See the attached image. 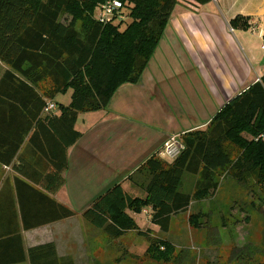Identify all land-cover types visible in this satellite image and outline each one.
<instances>
[{"label": "trees", "instance_id": "16d2710c", "mask_svg": "<svg viewBox=\"0 0 264 264\" xmlns=\"http://www.w3.org/2000/svg\"><path fill=\"white\" fill-rule=\"evenodd\" d=\"M107 1L0 0V61L9 68L0 80V164L14 166L47 194L54 195L65 184L67 150L82 137L75 130L78 115L105 110L122 85L139 81L180 0H120L125 20L101 23L100 9ZM189 1L204 6L213 0ZM249 22L250 17L237 16L230 25L248 30ZM69 90L68 106L56 105L58 115L44 113L49 101ZM27 139L32 156L51 162L48 174L26 163L24 154L19 157ZM182 142L184 150L174 160L155 156L138 170L145 179L143 196L133 197L117 185L83 219L119 238L130 230L143 233L131 214L146 213L161 232H168L173 216L218 189V170L240 182L255 178L264 191V75L205 130L187 134ZM235 151L237 157L232 156ZM186 174L200 176L193 195L181 192ZM14 187L0 192L5 200L0 206V264L27 259L30 264H73L58 258L53 243L26 251L22 233L76 213L23 179L16 178ZM199 217L191 216L190 225L199 228ZM161 244L164 249L151 244L147 252L153 260L168 263L174 249Z\"/></svg>", "mask_w": 264, "mask_h": 264}, {"label": "crops", "instance_id": "0c3cea01", "mask_svg": "<svg viewBox=\"0 0 264 264\" xmlns=\"http://www.w3.org/2000/svg\"><path fill=\"white\" fill-rule=\"evenodd\" d=\"M218 2L213 0L199 6L189 0H180L139 81L122 85L105 110L78 115L75 130L82 137L67 150L65 184L54 195L47 194L27 176H21L14 166L0 164V192L14 191L15 179L20 178L76 213L68 220L23 231L26 251L53 243L58 258L71 260L73 264H125L128 249L123 240L135 231L130 230L114 238L92 226L82 214L117 185L133 197L143 196L145 179L137 172L157 155L169 138L178 136L182 140L189 133L205 130L230 101L264 75V62L258 59L264 53L261 48L264 30L258 29L261 32L254 36L260 43L258 49L250 34L253 31L233 29L225 20L228 19L227 13L222 8L212 7V3ZM219 11L224 19L218 15ZM246 14L252 18L255 28H259L253 19L259 14L256 11ZM234 16L232 14V18ZM241 46L260 63L256 71ZM3 66L0 61V69H3L0 80L9 70ZM71 93L68 91L64 98L57 100L56 97L53 102L69 105ZM53 113L58 115L59 111ZM27 145L28 139L19 157L24 154L26 163L37 168L40 174H48L52 170L51 162L44 156H32ZM19 162L18 159L15 161L16 166ZM233 179L240 184L237 186L240 191L260 189L261 199L246 197L228 205L214 199L193 200L186 212L171 218L168 232H161L146 213L140 215L144 217L140 219L142 224L138 222L139 215L131 214L143 232H138V240H146L156 232L163 233L165 239L175 246L171 262H175L183 252L189 259L186 264H196L195 259L189 256V251L194 250L198 253L199 264H264L263 186L256 182L246 184L248 180L255 181L254 178H246L243 182L239 178ZM199 181L200 176L196 175L194 191L183 193L193 195ZM217 190L211 193L213 198ZM4 205L5 200H0V206ZM194 206L197 208L195 211ZM193 215H200L199 228L190 225L189 219ZM178 218L185 220L187 229L192 230L191 236L184 232L172 234ZM82 227L91 228V241L110 238L118 248L109 247L111 244L100 247L92 243L88 251L81 242L84 237L82 229H79ZM140 243L134 242L129 253L144 254L148 246L142 247ZM187 247L190 250L187 251ZM105 255H111L113 259L106 260ZM21 264L30 262L27 259Z\"/></svg>", "mask_w": 264, "mask_h": 264}, {"label": "rangeland", "instance_id": "374dc122", "mask_svg": "<svg viewBox=\"0 0 264 264\" xmlns=\"http://www.w3.org/2000/svg\"><path fill=\"white\" fill-rule=\"evenodd\" d=\"M219 1L220 2H218L217 4H213L212 3V5H213L212 7L222 8V10L225 13H227V15H228V19H225V20L227 22H229V24L237 16L246 17V15H248L246 13H249L251 11H256L259 14V15L253 16V19L256 22V24H258L259 28H255V25L253 23H251L252 18L249 16L250 17V22H249L250 28L249 29L253 31V32L250 31V34L252 35L251 36L252 37V41L255 43V46H257V48L259 49L258 46L260 45V43L254 38V36H258V34L261 32V31H258V29L259 30L262 29V31L264 30V14H263L264 13V0H219ZM244 13H245V15H241V14H244ZM232 14H235L236 16H234L232 18ZM218 15L222 19H224V16L222 15V13L220 11H219ZM261 46H262V44H261ZM244 48H243L244 52L246 51V54H248V55H246L247 58H249L248 62L252 65L253 69H255V71H256L257 68L259 67L260 63H257L255 61V58H253L254 55H251L248 52V50H246V48L245 49ZM258 51H260V50H258ZM258 59L259 60L262 59L263 62H264V53ZM3 67H5V66H3ZM2 73H3V69H0V74H2ZM44 85H48V83H46ZM67 93L68 92H66L65 94L57 95L56 96L57 100H59L60 97L64 98ZM69 97H71V100H72V93H71V95ZM60 104L63 105V106H66L63 103H60ZM238 154L239 153L236 152V151L232 152V156L233 157H237ZM156 156L158 157V153H157ZM232 177L233 176L230 173L226 172V171H220L219 174H216V181L218 182V190H217L218 192L215 193L214 198H213V195L211 194L209 197L205 198L204 200L208 201L210 199H214L217 202L224 203V204L228 205V204H230V202H231V204H232V202H239L240 200H244L246 197H250L251 199H253V197L255 196L254 199H257V198L261 199L262 193H261L260 189H257V190H254V191L253 190L249 191V189H247L246 191H240V190H238V187H237L240 184L237 183V181H235ZM195 180H196V176L186 174L184 176L183 183H182V186H181V192L184 191L185 193H190V192L194 191V189H195L194 181ZM255 182H256V180L255 181L254 180H248L246 184L252 185ZM237 190H238V192H235ZM259 196H261V197H259ZM199 201H201V200H198L197 202H199ZM202 205H203V203H202ZM196 209L197 208H195V206H194L193 207V211H195ZM200 210H202V209H200ZM137 219H138V222L140 224H142V221L140 219H144V217H141L139 215L137 217ZM177 223L178 224L174 225V228L172 230V234H175L177 232H180V233L184 232L186 235H189V236L192 235L191 234L192 230L187 229V227L185 225V220H182V219L178 218ZM182 224H184L183 227H182ZM79 230H81V232H83V237H84L83 241H81V240L80 241L85 244L84 246L87 249H88V246L91 247L92 243H96L100 247H103L104 245L107 246V244H111L109 247L118 248L117 243H115L114 240H111L110 238L109 239H107V238L99 239L97 241H91L90 238H89V233L92 231L91 228L82 227ZM100 231L103 234L105 232L104 230H100ZM134 231L135 232L137 231V233L134 232V234L132 233V234L126 236L124 238V240H123V242L125 244V247L128 249V252L127 251L125 252V257L124 258L127 260V261L125 260V264H186V262L189 261L187 256L184 257L183 252L179 253L178 258L176 259L175 262H171L170 261L168 263H165L164 261L158 262V261L153 260L150 257V254H148V252H147L148 249L151 247L150 245L151 244L152 245L155 244L157 246L159 245V247H160L159 249H164V246H163L164 244H161V243L167 242L170 245H172L171 242L166 240L165 239V235L163 233H161V232H156L154 236H151V237L147 238L146 240H143V239L138 240V232H139V230H134ZM148 231L146 230V232L149 233V234L153 233V231H151V232L150 231L148 232ZM197 233L198 232L195 231L196 235H197ZM145 236L147 237V235H145ZM137 241H141L140 244L142 245V247L143 246H146V247L148 246L146 251H145V253L144 254H140V256H138L137 253H135V255L133 253H131V252L129 253V249H131L132 244L134 242H137ZM193 246H195V244ZM196 246L198 247L197 243H196ZM172 248L174 249L175 246L172 245ZM188 248L189 247L186 248L187 251L190 250ZM88 251H89V249H88ZM189 253H190L189 256L191 258L195 259L196 264H199L198 253L196 251H194V250L193 251H189ZM104 257L106 258V260H108V259L112 260L113 259V256H111V255H108V256L105 255ZM115 257H116V255H115ZM191 260H190V262H191Z\"/></svg>", "mask_w": 264, "mask_h": 264}, {"label": "built area", "instance_id": "2783aa9c", "mask_svg": "<svg viewBox=\"0 0 264 264\" xmlns=\"http://www.w3.org/2000/svg\"><path fill=\"white\" fill-rule=\"evenodd\" d=\"M123 4L120 0H108L101 6L99 21L101 23H117L125 20L122 13ZM261 48L264 50V39ZM57 106L53 101H49L44 109L45 114L53 113ZM184 150V144L180 137L172 136L158 152V157L162 160L172 161Z\"/></svg>", "mask_w": 264, "mask_h": 264}]
</instances>
